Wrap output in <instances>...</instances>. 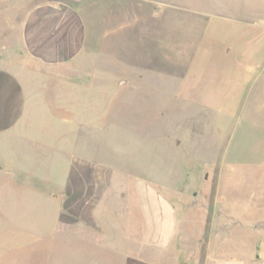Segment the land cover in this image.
Returning a JSON list of instances; mask_svg holds the SVG:
<instances>
[{"label":"rangeland","instance_id":"374dc122","mask_svg":"<svg viewBox=\"0 0 264 264\" xmlns=\"http://www.w3.org/2000/svg\"><path fill=\"white\" fill-rule=\"evenodd\" d=\"M159 2L94 0L103 12L88 13L76 63L0 78V264H69L71 252L92 251L70 241L67 222L132 186L118 171H153L158 185L188 188L173 197L206 231H229L230 183L264 190V26L252 27L264 0H229L218 14ZM6 21L5 58L15 37ZM156 51L167 66L151 59ZM170 158L183 179L163 177ZM237 213L264 224L263 212Z\"/></svg>","mask_w":264,"mask_h":264},{"label":"crops","instance_id":"0c3cea01","mask_svg":"<svg viewBox=\"0 0 264 264\" xmlns=\"http://www.w3.org/2000/svg\"><path fill=\"white\" fill-rule=\"evenodd\" d=\"M93 1L0 0L6 8L0 10V19L8 20L4 24L8 27L5 34L7 38L15 36L11 38L13 48L7 49L8 56L0 55V78H24L20 68L53 69L76 63L86 44L88 13L103 12L100 8H90ZM228 1L219 0L222 5H216L211 0H186V4L198 12L218 14L226 11L224 4ZM156 3L149 13L160 19L162 15ZM253 23L257 25L252 27L264 26V16L259 14ZM7 47L8 43L2 50L6 51ZM155 54L151 59L163 61L159 64L167 66L161 53ZM18 85L17 88L23 89ZM172 161V158L166 161L163 177L172 180L180 175L183 179L184 174L172 170ZM194 161L204 163L214 158ZM117 176L131 179L132 186L124 184L109 190L104 195L113 198L91 207L90 218L67 222L72 243L83 242L87 248H94L91 253L71 252L69 264H264V239L259 240L264 224L237 213L254 216L263 212L260 220L264 221V190L241 192L230 183L227 196L230 215L223 220L230 229L221 232L219 225L212 224V231H206L205 220L191 217L188 213L191 206H182L173 197L186 193L188 188L158 185L153 179L161 175L153 171H118ZM243 195L254 202L243 203Z\"/></svg>","mask_w":264,"mask_h":264}]
</instances>
